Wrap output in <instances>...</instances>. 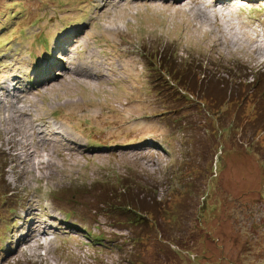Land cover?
I'll return each instance as SVG.
<instances>
[{"label": "rangeland", "instance_id": "obj_1", "mask_svg": "<svg viewBox=\"0 0 264 264\" xmlns=\"http://www.w3.org/2000/svg\"><path fill=\"white\" fill-rule=\"evenodd\" d=\"M2 199L0 264H264V0H0Z\"/></svg>", "mask_w": 264, "mask_h": 264}, {"label": "trees", "instance_id": "obj_2", "mask_svg": "<svg viewBox=\"0 0 264 264\" xmlns=\"http://www.w3.org/2000/svg\"><path fill=\"white\" fill-rule=\"evenodd\" d=\"M49 1V0H48ZM55 2L56 5H58V0H53ZM14 14L15 15L17 13V8L16 10H14ZM41 40V39H40ZM167 67V66H166ZM166 71V70H165ZM168 75L170 76V70H169V67H167V71ZM173 81V80H172ZM162 145V144H160ZM217 155V154H216ZM123 191H126L125 187L122 188ZM8 195H5L3 196V198H7ZM14 201V200H12ZM8 203V202H7ZM3 199L1 200L0 202V211L1 212H7V213H10V214H13L16 212L15 208H14V202L13 203H9L7 204ZM143 206V203L142 202H135L134 200L130 203L128 202H122L120 203L119 205H117L115 207V210H116V213L115 215L113 214V209H112V212L110 214V216L112 217L113 220H116V221H113V223H123V222H133V223H138L140 220H141V217H145L146 215L144 213L141 212V207ZM122 216L120 219H117V216ZM1 217H2V214H1ZM7 219V218H6ZM0 222L2 223L3 220L1 219ZM75 225V224H74ZM68 228L70 229H73V228H76V227H73V224L71 225H68L67 226ZM86 237L87 238H91L92 240H89V242H97L98 244H101V245H104L101 241L102 237H103V234H97L96 236H94L93 234H90L89 232L86 234Z\"/></svg>", "mask_w": 264, "mask_h": 264}]
</instances>
